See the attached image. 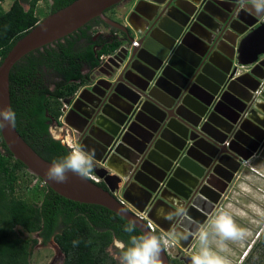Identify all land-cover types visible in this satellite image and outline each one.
<instances>
[{
	"label": "water",
	"instance_id": "95a60500",
	"mask_svg": "<svg viewBox=\"0 0 264 264\" xmlns=\"http://www.w3.org/2000/svg\"><path fill=\"white\" fill-rule=\"evenodd\" d=\"M121 1L74 0L27 30L0 61L5 108L10 71L29 52L96 18L125 33V43L100 68L105 78L62 99V127L94 153L101 184L71 171L62 183L51 180V162L15 127L5 123L0 135L13 157L59 195L104 206L152 232L132 207L166 233L177 228L186 238L175 241L188 252L193 233L264 142V77L258 75L264 14L240 0H138L126 27L104 15ZM178 207L186 216L166 219ZM160 258L170 264L164 247ZM181 260L191 264L189 254Z\"/></svg>",
	"mask_w": 264,
	"mask_h": 264
},
{
	"label": "trees",
	"instance_id": "16d2710c",
	"mask_svg": "<svg viewBox=\"0 0 264 264\" xmlns=\"http://www.w3.org/2000/svg\"><path fill=\"white\" fill-rule=\"evenodd\" d=\"M22 1L28 2V8ZM73 1L51 0L50 13ZM36 2L13 0L10 7L0 13V61L16 40L38 23ZM97 21L101 20L93 19L89 24ZM89 24L76 32L77 39L89 41L86 47L75 48L76 37L65 36L23 56L9 74L10 105L17 115L14 127L50 162L69 151L65 143L52 139L49 134L54 122L59 125L57 118L61 114L60 107L53 109L51 103H60L78 89V81L84 79V65L96 68L101 64V55L113 52L120 45L115 38L92 42L86 33ZM17 169L26 171L0 135V264H30L33 246L39 240L45 243L51 238L64 255L62 264H117L107 247L113 236L127 241L128 234L123 232V226L129 221L104 206L67 199L46 183L43 189H29L30 195L21 190L17 192L20 177ZM136 231L141 233L137 227ZM33 233L36 237L31 236ZM153 233L159 235L157 231ZM260 235L264 243V231ZM169 261L170 264H183L175 263L171 257Z\"/></svg>",
	"mask_w": 264,
	"mask_h": 264
},
{
	"label": "rangeland",
	"instance_id": "374dc122",
	"mask_svg": "<svg viewBox=\"0 0 264 264\" xmlns=\"http://www.w3.org/2000/svg\"><path fill=\"white\" fill-rule=\"evenodd\" d=\"M134 1L135 0H122L106 14L112 15L120 21H124L128 12L132 10ZM12 2L13 0H1L0 13L6 11ZM22 3L25 8H28V2L22 1ZM50 5L51 0H37L35 5V15L38 17L39 21L50 14ZM100 28L102 27H97V29ZM261 62L264 63V57L261 59ZM62 105L63 102L58 104L55 102L51 103L53 109L58 106V108L60 107V111ZM62 118L63 114L61 113L57 120L61 121ZM51 127L58 130V135L62 136L66 145L68 144L66 137H70L73 142L76 140L72 133V129H68L66 126L62 127V125L60 126L56 123H53ZM256 156H254L255 158L252 162L248 161L241 164L237 175L224 193L215 211L212 213L213 215L221 210L228 213L235 224L243 231L242 237L224 239L216 235L213 229H208L209 248L222 257L226 261V264H264V243L262 235H260V233L262 234L264 231V142L257 150ZM16 172L19 176H22V179H20V182L16 187L17 189L24 188L28 184L36 187L35 183L37 182H35L36 177L34 174H30L27 169L26 171L17 169ZM43 188L44 186L41 187V189ZM28 194L30 195L31 193L28 192ZM207 222L205 224H207ZM31 236L36 237V234L33 233ZM111 244L107 247V251L112 256L109 252ZM198 248L199 244L195 238L188 252L179 247L177 242L175 244H170L166 252L175 263L182 262L184 264L181 257L186 254L191 256V254L197 251ZM63 261V253L52 243V241L43 244L40 240L33 246L29 259L30 264H62Z\"/></svg>",
	"mask_w": 264,
	"mask_h": 264
},
{
	"label": "clouds",
	"instance_id": "9594fccd",
	"mask_svg": "<svg viewBox=\"0 0 264 264\" xmlns=\"http://www.w3.org/2000/svg\"><path fill=\"white\" fill-rule=\"evenodd\" d=\"M240 4L241 6L250 5L256 13L264 14V0H240ZM16 119V112L11 105L0 108V128L4 127L5 123L14 127ZM49 134L52 139L65 143L62 136L58 135L56 128L50 127ZM68 147L69 151L65 156L54 159L49 165L46 171L49 179L62 183L67 179L69 171L81 177H89L93 173L95 168L94 153L86 151L76 141L69 144ZM176 216L185 217L186 209L178 207L174 213L166 216V219L173 220ZM136 227L134 221H129L123 226V232L128 234L127 241L116 236L112 237L109 252L112 254V258L117 261V264H162L160 257L164 244L175 241L177 238H186L178 233V229L175 227L164 235H156L152 232L137 234ZM209 228L224 239H235L243 236V231L235 224L228 213L222 210L214 213L209 217L207 224L199 226L196 232L193 233L198 241L199 248L191 254V264H226V261L208 246Z\"/></svg>",
	"mask_w": 264,
	"mask_h": 264
},
{
	"label": "flooded vegetation",
	"instance_id": "af4514ba",
	"mask_svg": "<svg viewBox=\"0 0 264 264\" xmlns=\"http://www.w3.org/2000/svg\"><path fill=\"white\" fill-rule=\"evenodd\" d=\"M138 0H135L134 1V3H133V5H132V9H133V7H134V5L136 4V2H137ZM146 1H149V0H146ZM112 8V7H111ZM112 9H107V10H105V12H104V15L107 17V18H109L110 20H112V21H116V22H118V23H120V24H122V25H124V23L126 22V25H124V26H126V27H128V22H127V17H128V15H129V13L132 11H130V12H128V15H127V17H125V19H124V21H120L118 18H115L114 16H112V15H107L106 13L107 12H109V11H111ZM245 18H247L248 20H250V18H251V16L249 15V14H247V16L245 17ZM96 19H100L101 21L99 22V21H97V22H95V23H90L89 24V22L86 24V25H84L83 27H81L82 28V30L83 29H86L87 27H88V24H89V28L86 30V33L92 38V42H94V41H96V40H107V39H113V38H115L114 40H116V41H119L120 42V45H119V47L117 48V49H115L114 51H113V54L116 52V50H118L119 48H120V46H122L124 43H125V33L122 31V30H120V29H118V28H116V27H114V26H111V25H109L108 23H106V22H104L101 18H96ZM91 22V21H90ZM122 22H124V23H122ZM134 23H136L135 21H134ZM98 26H101L102 28H100V29H97V27ZM95 27V28H94ZM80 28V29H81ZM80 29H78V30H80ZM95 29V30H94ZM105 29V30H104ZM78 30H76V31H74L73 33H71V34H69V35H67V36H71V38H72V36H73V38L74 37H76V39H77V37H78V34L76 33V32H78ZM90 41V42H91ZM111 41H113V40H111ZM110 42V41H109ZM89 43V41L88 40H86L85 38H78L77 39V41H76V43L74 44V47L75 48H82V47H86L87 46V44ZM112 54V52H111V54H107L108 55V57L106 58V60L111 56V55H113ZM102 56V55H101ZM101 56H100V60H101ZM264 55H262V56H260L259 57V60H260V58H262ZM106 60H104V61H101V64L99 65V66H97L96 68H93V69H90L87 65H84V67H83V70H82V72H83V74H84V79L83 80H79L78 81V83L80 84L79 85V87L80 86H82V85H86V86H91L92 84H93V81H95V79H98V78H101V77H103V78H105L104 77V75L100 72V68L102 67V66H104V62L106 61ZM42 71L45 73V74H47V70H46V68H44V67H42ZM260 70H258V72H259ZM262 71V72H261ZM259 73H258V75L259 76H263L264 77V70H261ZM49 73V72H48ZM51 74H53V72L51 73ZM55 75V74H54ZM94 75V76H93ZM90 76H93L94 77V80H92V81H90L89 80V77ZM261 83H262V88H264V78H263V80L261 81ZM78 87V88H79ZM78 90V89H77ZM75 91L72 95H70V96H67V97H71V96H73V95H77L78 94V92L80 91ZM64 105V104H63ZM63 105H62V107H63ZM54 123H56V122H54ZM57 124V123H56ZM58 125V124H57ZM59 125L61 126V125H63V124H61V121H59ZM67 127V126H66ZM68 129H71V128H69V127H67ZM67 146H68V144H67ZM100 182V181H99ZM63 226V224H61L60 225V227H62ZM52 241V243L60 250V248H59V246L57 245V243L51 238L50 240H48L47 242H45V243H43V244H46V243H49V242H51Z\"/></svg>",
	"mask_w": 264,
	"mask_h": 264
},
{
	"label": "built area",
	"instance_id": "2783aa9c",
	"mask_svg": "<svg viewBox=\"0 0 264 264\" xmlns=\"http://www.w3.org/2000/svg\"><path fill=\"white\" fill-rule=\"evenodd\" d=\"M108 57V55H102L101 56V61H104V60H106V58ZM62 121V120H61ZM69 146V145H68ZM31 174V173H30ZM21 177L22 176H20L19 177V179H18V183L20 182V179H21ZM35 182H37V183H35L36 184V187L37 188H39V189H41V187L42 186H45V182L41 179V178H39L38 176H36L35 175ZM89 178L91 179V180H93L94 182H99V179L94 175V174H91L90 176H89ZM25 180H27V179H25ZM18 185V184H17ZM17 187V186H16ZM36 187L35 186H31L30 184H28L27 186H25L24 188H20V189H17L16 188V191L17 192H20V190L22 191V193L23 194H25V193H27V192H30L29 191V189H33V188H35L36 189ZM121 202L122 203H124L122 200H121ZM125 205H126V203H124ZM129 208H131V210L133 211V212H135L136 214H138V216H140L141 218H143L144 220H145V223H146V225H147V227L150 229V231H152V232H155V231H157L158 233H159V235H164L166 232H164L162 229H160L158 226H156L152 221H150L147 217H146V215L144 214V213H140V212H138L137 210H135V209H133L132 207H129ZM140 214H142V215H140ZM176 242L175 241H169V242H167V243H165L164 244V249H165V251H167V248H168V246L170 245V244H175ZM167 253V252H166ZM168 255V254H167ZM169 256V255H168Z\"/></svg>",
	"mask_w": 264,
	"mask_h": 264
},
{
	"label": "crops",
	"instance_id": "0c3cea01",
	"mask_svg": "<svg viewBox=\"0 0 264 264\" xmlns=\"http://www.w3.org/2000/svg\"><path fill=\"white\" fill-rule=\"evenodd\" d=\"M122 23H124V22H122ZM124 25H126V22L124 23ZM109 54H111V53H109ZM112 54H113V52H112ZM112 56V55H111ZM264 57V56H263ZM262 57V58H263ZM262 58H260V61H261V59ZM252 66L253 65H251V66H247V67H242V68H240V70H241V72H245V71H247V70H249V69H251L252 68ZM264 70V69H263ZM255 76V75H254ZM86 85H82V86H80L78 89L80 90L81 88H83V87H85ZM78 91V90H77ZM256 154H257V152H256ZM256 154H254L252 157H250V159L248 160L249 162H252V160L255 158L254 156H256ZM259 154V153H258ZM257 157V156H256ZM247 161V162H248Z\"/></svg>",
	"mask_w": 264,
	"mask_h": 264
},
{
	"label": "bare ground",
	"instance_id": "6f19581e",
	"mask_svg": "<svg viewBox=\"0 0 264 264\" xmlns=\"http://www.w3.org/2000/svg\"><path fill=\"white\" fill-rule=\"evenodd\" d=\"M251 18H252V17H251ZM251 18H250V20H252ZM250 20H249V21H250ZM69 139H70V137H69V138L66 137V141H68V145L71 144V143H73L72 139H70V140H69ZM23 173H24V172H23ZM21 179H22V178H21ZM175 242H176V241H175Z\"/></svg>",
	"mask_w": 264,
	"mask_h": 264
}]
</instances>
